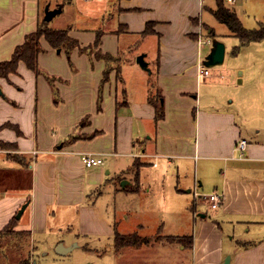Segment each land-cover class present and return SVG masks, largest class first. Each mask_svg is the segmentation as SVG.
<instances>
[{"label": "crops", "instance_id": "0c3cea01", "mask_svg": "<svg viewBox=\"0 0 264 264\" xmlns=\"http://www.w3.org/2000/svg\"><path fill=\"white\" fill-rule=\"evenodd\" d=\"M47 5L61 8L49 26L70 27L81 46L92 45L100 31L98 48L112 58L77 48L68 58L42 39L39 74L20 61L14 73L0 76V246L8 237L17 248L24 243L31 260L37 236L46 242L45 235L65 229L74 234L55 236L51 248L74 247L78 233L88 232L107 236L115 247L116 233H138L144 217H160L144 202L166 184L163 200L171 209L177 199L170 197L187 194V217L206 215L200 211L206 203L212 219L195 220L190 239L166 229L180 224L172 214L169 223L157 222L147 244L121 249H147L154 239L159 264H223L227 256L228 264H264V97H253L252 89L263 91L264 79L257 82V74L251 79L237 68L229 74L231 84L247 80L251 87L222 100V63L197 76L209 52L200 38H210L212 30L224 42V58L230 48L225 39L233 34L212 13L217 0H0V62L37 28ZM147 43L154 44L152 53L143 49ZM139 52L146 76L135 62H116ZM106 69L108 80L101 84ZM240 138L247 140L241 151L235 148ZM84 152L103 163L86 167ZM148 176L153 184L145 182ZM112 179L123 184L112 188L115 200H126L118 215L102 204ZM213 191L221 195L217 208L205 197ZM131 217L137 229L121 231ZM6 261L0 258V264Z\"/></svg>", "mask_w": 264, "mask_h": 264}, {"label": "rangeland", "instance_id": "374dc122", "mask_svg": "<svg viewBox=\"0 0 264 264\" xmlns=\"http://www.w3.org/2000/svg\"><path fill=\"white\" fill-rule=\"evenodd\" d=\"M207 2L211 3V0H207ZM224 4L225 6L232 8L236 12L247 34L252 32V30L254 31L255 29H258L260 28V26L264 25V0H235L231 5L226 2H224ZM91 6L92 4L88 3L85 8ZM220 26L221 29H226L225 25L220 24ZM210 38L211 41L219 40L216 35L210 36ZM225 43H227L230 48L222 62V66L226 68L224 77L221 79L222 86H219L220 92L224 94L221 97L222 100H224L227 93H229L230 96L238 97L242 92L248 91L251 87L247 83V80L245 86L239 87L241 84H231L232 76L231 78H229V74H233L237 68H244L247 77L254 73L257 74V82L263 81L264 79V71L262 72V68H264V40L249 41L247 44H242L239 37L233 35L232 37H227L225 39ZM152 46L154 49V44H152ZM152 46L151 44L147 43V45L143 49H147L152 53ZM210 47V44H203L204 51H209ZM132 51L134 50H131V54L134 53ZM63 53L66 54L64 51ZM139 53L135 54L134 57L133 55L129 57L122 55L121 59L117 60L116 62L120 63L123 66L130 67L132 66V64H134V62L135 64L137 63L136 57L139 55ZM138 66L141 68L139 64ZM217 66L219 65L212 66V68L215 69ZM142 70L143 71L139 70V72H144L145 69ZM146 73L148 74V71ZM146 73L144 72L145 76ZM140 80L143 81L142 79ZM236 89L238 91H235ZM252 89H255L257 91V94L253 97H264V88L262 91V89L254 85L252 86ZM53 95L54 97L58 96V91L55 85H53ZM118 97L120 96L118 95ZM202 100L206 101L204 99V94ZM160 103L161 102L159 98L158 106ZM149 177L150 176L147 177L148 179H146L145 182H150V184H153V178ZM119 185H122V181H120L119 183V181H116V179H112L110 184H106L104 188L107 187L108 193H105L102 201L103 206L106 207L105 203H107L109 205V210H112L114 213H116V215L119 214V210L122 208V206L126 204V200H124V202H120L118 199L115 200L112 194V188L119 187ZM165 187L166 189L163 193H161V195L153 193L152 195H149L146 198V202H144L148 208H155V210H158V213H160V217H144L143 219L147 220V224L144 229H137L136 226H134V222L136 221V219L134 217H131L128 222H126V226H122L121 231L130 233L137 229L139 230L138 233H140L141 236L143 235V237H150L156 232L155 225L157 224V222L162 219L163 221L169 223L172 219L173 214L177 216L180 224L178 227H168L166 229H174V231H177L176 229H178V231H180L179 233H187L189 235L188 237L191 238L193 237L192 229L193 225L195 224V220L212 219L210 210H206L205 208L206 203H203L205 204V207H201L203 208V210L199 209L200 211L206 212L205 216H199L196 214L195 216L188 218L186 213L187 211L184 210V205L186 204L187 207V205L190 204L191 200L188 198L187 194L173 195L172 197H170L173 198V200L177 199L176 206H173V208L171 209L168 206L169 202L163 200V197H165L164 195L167 196L166 191L168 186L165 184ZM208 202L210 204L209 200ZM63 231L54 230L52 233L45 235L48 240L46 242L44 240H38L37 236L36 245L38 249L33 253V257L31 258V260L30 251L27 253L24 248V243H22V245L17 248V246L15 245L16 243L13 242V239H9V237L5 239L3 238V240H1V243L3 241L4 242L1 244L2 246H0L2 247L0 248V253L4 254H0V258L3 257V262L8 259V261H6V263L4 264H142V260L148 261L147 264H159L157 262H159L160 259V250L158 248V245H160V243L158 241H155L154 239H152V241L150 242V244H154L153 247H148L147 249H134L132 247L121 249L112 246V242L107 238V236L95 233L92 234L90 232L86 234L78 233V245L74 246L67 253L59 254L55 251L56 248H51L52 239L55 236H58L60 238L68 240V237L70 238L74 234V232L66 231L65 229H63ZM187 243L189 246L190 242L187 241ZM134 250H138L142 258L140 257L138 260L137 252Z\"/></svg>", "mask_w": 264, "mask_h": 264}, {"label": "trees", "instance_id": "16d2710c", "mask_svg": "<svg viewBox=\"0 0 264 264\" xmlns=\"http://www.w3.org/2000/svg\"><path fill=\"white\" fill-rule=\"evenodd\" d=\"M212 13L219 22L227 26L234 36L239 37L242 44L248 43L249 41H259L264 39V25L260 26V28L255 29L254 31L252 30V32L247 34L236 12L232 8L225 6L223 0H217V7L216 9L212 10ZM49 21L50 20H45L42 18L37 28L34 31L28 33L25 36L24 41L16 46L11 58L9 60L0 62V76L7 77L9 73H14L20 61H23L33 72L39 74L40 70L38 68V55L43 51L41 45L42 39H44L53 49L60 48V50H63L68 58L70 51L74 48H77L80 52H88V54H91L93 51V54L96 58H101L106 61L112 58V56L107 54V52H101V50L98 48L101 39L100 31L96 32V36L92 45L81 46L79 40L70 34V27L54 28L48 25ZM147 31L148 30L146 29L145 32ZM213 35L214 33L211 30L209 36ZM108 74L109 70H104L102 80L100 82L101 84L108 80ZM50 82H52V80ZM161 112L162 111H159L160 115H162ZM4 145L6 147L9 144L4 143ZM114 240V245L117 248L127 246L139 247L149 242L148 237L140 236L138 233H116Z\"/></svg>", "mask_w": 264, "mask_h": 264}, {"label": "water", "instance_id": "95a60500", "mask_svg": "<svg viewBox=\"0 0 264 264\" xmlns=\"http://www.w3.org/2000/svg\"><path fill=\"white\" fill-rule=\"evenodd\" d=\"M61 8L59 7L58 9H48V5L45 7V15H44V19L45 20H50L56 13L60 12ZM57 52L60 51V48L56 49ZM224 53H225V45L224 42L221 40H214L211 41V47L209 52L204 56L203 60H202V64L204 66H215V65H219L222 63L223 58H224ZM144 53H140L137 57H136V61L137 63L143 68L146 69L147 71H149L148 68V64L147 62L144 60ZM1 93V90H0ZM123 185V184H122ZM27 202H25L24 204H22L20 206V208L18 209L17 213H16V218L20 217L21 213L23 212L24 208L26 207ZM199 216H205L204 213H199ZM73 247L68 246V247H64L63 249L60 248V244H59V248H56L55 251L59 254H64L67 253L68 251H70ZM229 263V256H227L223 262V264H228Z\"/></svg>", "mask_w": 264, "mask_h": 264}, {"label": "built area", "instance_id": "2783aa9c", "mask_svg": "<svg viewBox=\"0 0 264 264\" xmlns=\"http://www.w3.org/2000/svg\"><path fill=\"white\" fill-rule=\"evenodd\" d=\"M228 1H234V0H228ZM199 41L206 43V44L211 43L210 38H202V39L200 38ZM209 72H210L209 68L205 67L202 64V62L201 64L198 65L197 76L204 77V76L209 75ZM246 146H247V140L244 138H240L238 142L236 143L235 148L241 151L245 149ZM81 159L86 167H92L94 165H99L103 163V158L93 152L82 153ZM205 197L210 201L211 208H217L218 203L221 200V195L219 193H217L216 191H213L211 193L206 194Z\"/></svg>", "mask_w": 264, "mask_h": 264}]
</instances>
